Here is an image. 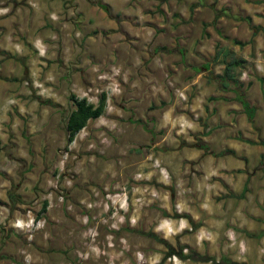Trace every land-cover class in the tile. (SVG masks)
<instances>
[{
	"label": "rangeland",
	"instance_id": "374dc122",
	"mask_svg": "<svg viewBox=\"0 0 264 264\" xmlns=\"http://www.w3.org/2000/svg\"><path fill=\"white\" fill-rule=\"evenodd\" d=\"M262 75L264 0H0V264H264Z\"/></svg>",
	"mask_w": 264,
	"mask_h": 264
},
{
	"label": "trees",
	"instance_id": "16d2710c",
	"mask_svg": "<svg viewBox=\"0 0 264 264\" xmlns=\"http://www.w3.org/2000/svg\"><path fill=\"white\" fill-rule=\"evenodd\" d=\"M102 9L105 10V7L102 6ZM235 43L242 45L240 42ZM213 58L216 60V62H219L224 66L221 75L218 77L220 79L222 88L228 90L234 89L235 97L233 101L239 103L242 112L249 120L253 119L255 109L250 107L249 103L246 101L243 91L244 85L239 81L237 74V70L243 69L247 62L244 59L237 58L229 49L219 46H216V52ZM249 86L250 84L248 83L247 88ZM72 101L74 104V109L68 115L65 126L68 134V143L73 142L75 136L84 129L89 120H95L102 116L105 108V96H102L96 105L89 103L85 98L78 99L73 97ZM257 143L264 146V140H261ZM178 256L182 258L181 255Z\"/></svg>",
	"mask_w": 264,
	"mask_h": 264
},
{
	"label": "crops",
	"instance_id": "0c3cea01",
	"mask_svg": "<svg viewBox=\"0 0 264 264\" xmlns=\"http://www.w3.org/2000/svg\"><path fill=\"white\" fill-rule=\"evenodd\" d=\"M264 79V75L259 77L258 84L262 83ZM258 118L263 119L264 115H258ZM255 149V158H257V162L260 164H264V146L257 143ZM243 168H241L242 170ZM245 182L249 180L251 182V192L256 193L254 197V203L252 206V214L256 216V222L261 224V232L259 234V238L264 237V173L262 172H255L251 176L245 174L244 176ZM246 184V183H245ZM245 187L243 192L240 194V198H243L244 193L247 191ZM260 230V229H259Z\"/></svg>",
	"mask_w": 264,
	"mask_h": 264
}]
</instances>
